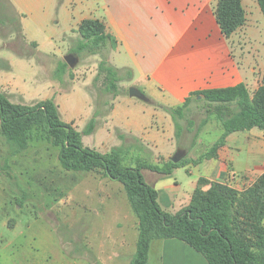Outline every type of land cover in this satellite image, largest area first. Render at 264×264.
<instances>
[{"label": "crops", "instance_id": "crops-1", "mask_svg": "<svg viewBox=\"0 0 264 264\" xmlns=\"http://www.w3.org/2000/svg\"><path fill=\"white\" fill-rule=\"evenodd\" d=\"M9 1L21 20L27 9L17 0ZM217 1L67 0L69 18L65 24L68 33L78 29L84 20H99L106 33L115 38L117 44L108 59L122 77L118 83L120 93L112 96L110 102H98L91 90L92 80L79 83L76 78L63 89L65 72L58 79L48 77L44 63L35 70L30 69L28 66L35 51L25 57L8 49L6 43L12 36L7 40L0 36V91L10 102L14 94L28 104L52 99L61 121L78 132L95 118L93 131L82 136V142L85 137L89 141L85 147L107 153L125 146L127 156L144 149L153 155L147 163L162 165L181 147L171 116L159 106L175 108L195 92L229 88L241 83L250 93L262 82L260 76L263 72L260 74L259 64L253 66L252 52L244 50L246 53L243 54L233 42L236 32L229 39L222 35L214 15ZM248 1L258 13L260 9L255 0ZM245 2L242 0L244 9ZM255 25L248 15L242 28L244 37L257 42ZM25 40L26 44L34 43L37 48L36 42ZM255 51L258 57L259 52ZM125 69L131 71L130 78L123 76ZM94 75L96 78L97 71ZM131 87L138 89L147 101L130 97L128 89ZM77 88H82L83 93L77 95ZM193 103L201 110L192 102L187 111ZM211 119L216 121L214 117ZM184 166L188 167L190 176H193L190 167L197 170L194 179L185 185L176 177L178 168L168 175L143 170L150 175L149 185L156 189L158 204L165 212L173 214L186 207L200 180H204L203 191L214 182L237 190L251 186L264 174V131L254 128L232 133L218 150L216 158ZM0 206V264H11L14 236H24L26 232L17 231L18 225L9 226L10 212L4 202ZM31 253L26 256V264H37L34 251ZM60 257L64 264L80 263L67 260L64 255ZM150 261L153 264H208L199 253L176 239L153 241L147 264Z\"/></svg>", "mask_w": 264, "mask_h": 264}, {"label": "rangeland", "instance_id": "rangeland-1", "mask_svg": "<svg viewBox=\"0 0 264 264\" xmlns=\"http://www.w3.org/2000/svg\"><path fill=\"white\" fill-rule=\"evenodd\" d=\"M66 1L17 0L27 9L20 20L10 1L0 0V36L6 40L12 36L6 43L7 48L19 55L28 57L35 51L28 67L35 70L44 63L51 78H58L56 71L65 63L64 57L73 55L77 63L73 68L65 63L68 67L63 76V89L75 78L79 83L92 80L91 90L97 101L110 102L112 95L102 90V76L93 77L102 56L77 55L80 34L77 29L69 33L66 30L65 23L69 18ZM244 10L245 16L249 15L251 22H256L259 40L254 42L244 37L242 28L236 32L233 42L243 50V54L246 53L244 50L252 52L253 66L259 64L260 74L263 72L260 76L263 84L264 18L260 11L256 13L253 10L248 0ZM57 20L59 22L55 24ZM23 35L36 42L37 48L34 43L26 44ZM255 50L259 52L258 57ZM80 89H76L77 95L78 92L83 93ZM255 91L250 92L251 97ZM18 97L14 94L12 103H36L28 104ZM192 105L179 121L181 137H178V142L179 147L187 151L186 158L195 160L214 144L221 127L203 110L196 109L194 103ZM205 119L207 123L201 125ZM88 142L85 137L84 146H88ZM15 146L0 134V205L4 202L10 212L12 220L8 225H18L17 231L26 232L24 236H14L11 264H26V256L32 255V251L37 264H64L61 255L79 264H130L138 235L137 218L130 209L122 185L95 173L64 171L57 160L59 149L45 140L32 138L20 152H15ZM136 153L133 151L125 157V165H134L140 158L150 161L153 157L144 149ZM187 168L181 166L176 171V177L184 185L197 174V170L190 167L193 176L188 175ZM142 176L145 183L150 184V175L146 171H142Z\"/></svg>", "mask_w": 264, "mask_h": 264}, {"label": "trees", "instance_id": "trees-1", "mask_svg": "<svg viewBox=\"0 0 264 264\" xmlns=\"http://www.w3.org/2000/svg\"><path fill=\"white\" fill-rule=\"evenodd\" d=\"M264 18V0H256ZM216 22L222 35L229 39L245 25L242 0H218L214 8ZM79 53L102 56L97 76H102L103 92L116 96L121 89L120 72L109 62V53L116 40L106 33L99 20H84L78 27ZM67 65L56 71L60 78ZM126 78L130 70H123ZM200 97V98H199ZM195 102L207 117H214L221 127L217 140L195 160L183 158L174 164L165 161L153 165L137 160L125 165L128 148L121 146L107 153L85 147L82 136L90 134L96 124L90 120L82 132L61 121L52 99L33 105L14 104L0 91V134L15 144V152L25 149L32 138L45 140L57 147V160L66 172L95 173L122 185L128 204L137 218V241L130 264H147L153 241L176 239L199 253L208 264H264V174L249 187L237 190L214 182L203 191L200 180L189 204L176 213L165 212L158 204V193L145 183L143 170L170 174L188 163L200 164L217 157L226 138L235 132L254 128L264 131V83L250 96L245 84L223 89L195 92L184 104L175 108L159 106L172 118L179 137L188 106ZM207 120L202 121L205 125ZM191 124V122H189Z\"/></svg>", "mask_w": 264, "mask_h": 264}, {"label": "water", "instance_id": "water-1", "mask_svg": "<svg viewBox=\"0 0 264 264\" xmlns=\"http://www.w3.org/2000/svg\"><path fill=\"white\" fill-rule=\"evenodd\" d=\"M64 61L70 68H73L77 63V59L71 54L65 56ZM128 94L130 97H135V98H138L140 100L147 101V99L144 97V95L138 89H136L134 87H131L128 89ZM186 156H187V151L179 148L176 150V152L172 156H170L168 158V161H170L174 164H177Z\"/></svg>", "mask_w": 264, "mask_h": 264}]
</instances>
